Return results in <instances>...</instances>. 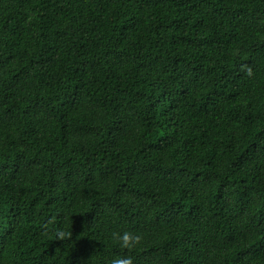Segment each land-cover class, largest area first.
Listing matches in <instances>:
<instances>
[{
    "label": "trees",
    "instance_id": "16d2710c",
    "mask_svg": "<svg viewBox=\"0 0 264 264\" xmlns=\"http://www.w3.org/2000/svg\"><path fill=\"white\" fill-rule=\"evenodd\" d=\"M129 255L264 264V0H0V264Z\"/></svg>",
    "mask_w": 264,
    "mask_h": 264
},
{
    "label": "clouds",
    "instance_id": "9594fccd",
    "mask_svg": "<svg viewBox=\"0 0 264 264\" xmlns=\"http://www.w3.org/2000/svg\"><path fill=\"white\" fill-rule=\"evenodd\" d=\"M242 68L246 70V74L251 75L252 69L247 67L246 65H242ZM48 223H54L53 221H49ZM73 236L72 231L67 230H56L55 231V240L65 241L71 240ZM142 234L133 232L131 230H124L123 232H113L112 240L114 243L119 244L120 247L128 250L135 249L138 245L142 243ZM111 264H134V260L132 256H117L111 260Z\"/></svg>",
    "mask_w": 264,
    "mask_h": 264
}]
</instances>
